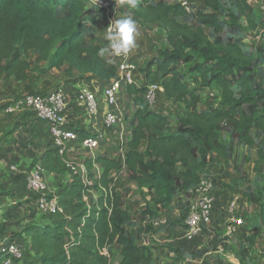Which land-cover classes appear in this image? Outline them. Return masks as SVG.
<instances>
[{
	"label": "trees",
	"instance_id": "16d2710c",
	"mask_svg": "<svg viewBox=\"0 0 264 264\" xmlns=\"http://www.w3.org/2000/svg\"><path fill=\"white\" fill-rule=\"evenodd\" d=\"M88 1L0 0V113L25 94L63 89V84H56L47 92L34 91L36 80L52 69L61 72L64 84L74 77L93 79L100 89L117 76L115 61L97 55L103 44L84 36L96 18L87 10ZM195 1L186 8L180 1L138 0L131 8L139 22L164 29L166 44L142 69L141 85L135 80L120 84L131 106L124 158L84 157L86 177L74 174L68 183L57 185V209L28 220L19 232L21 243L13 240L15 232L8 225L0 223L2 241H14L23 250L20 259L0 250L2 258L10 257V264L25 259L27 264H154L156 245L147 239L149 231L158 229L154 221L159 217L147 216L141 229L128 230L132 217L115 172L123 167L155 202H170L173 195L197 184L208 164L230 158L237 145L257 153L252 168L261 178L259 198L245 195L259 204L264 222V32L250 47L243 42L260 26L249 0ZM150 84L160 85L163 90L158 92L180 105L174 121L151 109L146 97ZM29 111L34 114L28 108L22 112ZM69 118L74 141L88 136L105 141L77 118ZM14 128L0 127V144L11 141ZM38 157L33 163H41L49 173L67 172L68 155L60 154L51 138ZM211 227L202 226L201 232L219 237L220 227ZM169 247L175 259L184 257L183 248ZM241 251L239 264H249L248 250Z\"/></svg>",
	"mask_w": 264,
	"mask_h": 264
},
{
	"label": "rangeland",
	"instance_id": "374dc122",
	"mask_svg": "<svg viewBox=\"0 0 264 264\" xmlns=\"http://www.w3.org/2000/svg\"><path fill=\"white\" fill-rule=\"evenodd\" d=\"M155 1L157 0H151V2ZM175 1L178 2L180 0H169V2ZM249 1L254 4L257 14V22L260 25L256 31H250L248 37L243 41L250 47L254 42L260 40V33L264 32V19L261 17H264V0ZM195 2H197V0ZM87 10L91 15H95L96 18L93 28L86 31L84 36L90 42L100 41L103 44V47H106L108 44L104 39V33L106 32L109 18L114 17L115 19H118L125 15H131L136 20V46L130 51L129 58L136 67L134 70L135 82L141 85L143 80L142 69L146 66L147 61L156 54L158 47L166 44L164 29L160 25H157V23H149L147 21L139 22L134 16L131 8L126 5L121 6L116 0H100L98 3L89 0L87 3ZM85 23L89 24L88 21ZM223 35L226 36V32H224ZM106 57L116 61L112 56L106 55ZM46 72L48 73L44 76L45 79L61 77V72L58 70L52 69ZM205 94L206 92L203 93V96H207ZM148 102L151 109L165 114L170 121H174L176 115L181 111L178 103L167 99L158 91L155 92L154 98L148 99ZM118 110L124 118L123 123L124 128H126L127 120L130 118L131 106L124 89L120 90L118 93ZM22 111L23 109L16 112ZM10 115L11 113L8 112L0 113V127L5 125V119L3 121V118H8ZM126 131L127 130L124 129L122 140H120L116 139L114 133L105 130L104 134L106 135L104 136H107L105 139L106 142H104L105 144H103L96 154H114L116 157L123 159V150L127 138ZM88 155L89 152L86 150L77 148L71 153L70 158L73 160H79ZM256 158L257 153L255 152V149L249 150L243 145H237L230 158L217 159L215 162L208 164L202 172L204 176L210 177L211 179L213 178L214 181L213 197L217 212L214 216L215 220L212 225L213 227L211 228L219 226L223 229L219 228L217 230V232L221 230V235L219 237L204 235V238L201 241V243L209 246L207 251L210 253L205 256L208 258H206V260L214 258V263L211 264H239V254L242 252L241 250L245 249H247L249 253V264H264V222L262 223L260 206L257 203L251 202L245 195L246 193H251L256 198L259 196L261 178L258 177L257 173L254 172L252 168ZM115 178L118 181L117 183L119 184L120 189L124 192L123 200L125 205H128L131 213L132 225H129L128 230L131 231V233H134L136 230L141 229L143 221L147 216L149 218L159 217V219L161 218L163 220V225L159 226L157 230L152 229V231H149L151 233L147 239L148 244L156 245V259L163 257L162 260H160L163 264L164 262H167L166 264H196L198 260L194 258L196 257L194 254L191 255L184 253V257H178L179 259L177 257V259H175L176 254L174 253L171 255H165V248L167 247L169 249L170 247L167 245V241L165 242L163 238L170 236L168 233L165 236H158V234H156V232L164 231L166 229L168 230L170 228L169 232H172L173 228L177 232H180L181 229H185L182 223V203L184 199H187V195L183 192H179L173 195L170 202H166L162 199H160L159 202H155L150 193L145 189L136 186L135 182L130 178L129 174L123 169V167L115 172ZM4 195L5 193L3 196ZM90 198V196H87L88 200ZM0 200V215H2V219L6 218V223L9 228L15 232V238L13 240L21 243L19 232L23 225L28 220L38 218L40 212L37 208V212L31 217H27L25 220V218L18 217L19 212L17 211L18 206L21 205L23 201H19V198H15V200L12 201V204L5 207L9 202L5 201L4 198ZM232 202L234 203V207H232V210H229ZM232 217H242L243 220L242 224L238 225L234 232L229 233L226 230V225L230 223L229 219ZM154 233L156 234L155 237L161 242L152 237L151 234ZM7 242H9V240L6 241L3 239L2 241L0 238V250L5 248L6 244H8ZM157 248H162L164 251L157 254ZM169 251H171V249ZM0 259L1 264H3L5 261L4 258L0 256ZM202 261L205 260H200V262ZM21 264H27L26 259L25 262Z\"/></svg>",
	"mask_w": 264,
	"mask_h": 264
},
{
	"label": "built area",
	"instance_id": "2783aa9c",
	"mask_svg": "<svg viewBox=\"0 0 264 264\" xmlns=\"http://www.w3.org/2000/svg\"><path fill=\"white\" fill-rule=\"evenodd\" d=\"M190 0H180V3L188 8ZM113 18V19H111ZM108 19V22L114 20V17ZM108 23V25H109ZM107 25V26H108ZM106 26V30H107ZM130 52L126 56L114 57L118 71L117 76L106 84L97 93L82 88L78 94L77 100L84 105L87 118L98 124V133L104 134L105 130L114 133L117 139L122 140L124 131V118L118 110V93L121 90V83H130L134 79L135 65L130 61ZM162 87L157 84H150L146 91V97L152 99L155 97L156 91H162ZM67 106V96L63 89H55L45 95L25 94L14 105L7 108L6 112L22 110L28 108L34 111L37 118L41 119L48 130L51 138V145L57 148L60 154H67L66 166L67 173L71 175L78 174L86 177V168L83 159L73 160L70 158L71 153L75 149H82L89 152V155L95 156L96 152L105 144L103 140L96 137H85L79 143L74 141L75 132L68 126V119L65 113ZM119 140V141H120ZM44 167L39 162L31 164L26 174V185L29 190L37 195V208L39 212H51L57 209L56 196L54 192H50L48 184L43 177ZM70 180V179H69ZM214 184L210 177L204 176L197 184L183 191L187 195L184 199L182 218L183 224L186 226V236L191 237L201 231L202 226H211L214 224L216 215V205L213 197ZM234 203H231L229 210H232ZM230 223L226 225V230L232 233L236 227L242 224V217H232ZM162 219L158 218L154 221V225L159 227ZM152 235V234H151ZM4 250L9 256L15 258L23 257V250L14 241L7 242ZM147 243V242H144ZM103 254L107 253L106 248H102ZM3 264H10V257L4 258Z\"/></svg>",
	"mask_w": 264,
	"mask_h": 264
},
{
	"label": "crops",
	"instance_id": "0c3cea01",
	"mask_svg": "<svg viewBox=\"0 0 264 264\" xmlns=\"http://www.w3.org/2000/svg\"><path fill=\"white\" fill-rule=\"evenodd\" d=\"M46 75L47 73L36 80L33 85L34 91L47 92L56 84H63V89L67 96V106L65 109L67 118H77L79 120L78 124L87 125L86 127L92 132L99 131L100 128L98 124H92L93 121L90 120V118L87 120L85 119L84 105L77 100L78 94L81 92L82 88H88L95 93L100 90V86L96 80L78 79L74 77L64 84L66 81L64 78L55 77L52 79H45L44 76ZM4 119L5 125H15V128L10 136L11 141L8 144H0V199L4 198L5 201L9 202L5 207L12 204L15 198H19V201H23V203L18 206L17 211L19 212L18 217L25 218L26 220L27 217L29 218L37 212V195L28 189L26 185V174L33 161H38V156L50 146V135L47 132L44 122L37 119L30 111L26 113L16 112L11 114L8 118H3V121ZM104 137L106 138L107 136ZM43 177L48 184L50 192H54L57 185L68 183L70 179L67 172L58 176L46 170H44ZM4 193L5 195L3 196ZM0 223L8 225L6 223V218L2 219V215H0ZM183 226L185 229H181L180 232H177L174 228L172 232H169L170 228L164 231L158 230L159 232H156V234H158V236H165L168 233L170 237L167 236V238H163L165 242L167 241L166 243L168 246H179L183 248L185 253L194 254L196 256L194 257L198 260L196 264L201 263L200 260H206L207 257L205 255H209L210 253L207 251L209 246L201 243L204 234L200 231L191 237H187L186 226L184 224ZM156 234H152V237L161 242L155 237ZM157 251L158 254L162 253L164 250H162V248H157ZM200 251L203 252L202 255L197 256V252ZM164 254L171 255L173 252L169 251L166 247ZM162 258L163 257L156 259L154 264H163L162 261H160ZM213 260L214 258H211L210 262L214 263Z\"/></svg>",
	"mask_w": 264,
	"mask_h": 264
},
{
	"label": "clouds",
	"instance_id": "9594fccd",
	"mask_svg": "<svg viewBox=\"0 0 264 264\" xmlns=\"http://www.w3.org/2000/svg\"><path fill=\"white\" fill-rule=\"evenodd\" d=\"M99 0H94L98 3ZM121 6L135 8L138 0H116ZM137 22L131 15L110 21L104 33V39L108 42L106 47L99 48L97 55L100 57L126 56L136 46Z\"/></svg>",
	"mask_w": 264,
	"mask_h": 264
}]
</instances>
